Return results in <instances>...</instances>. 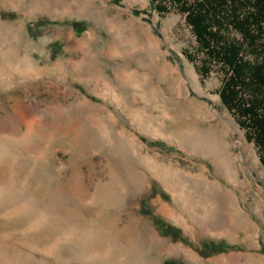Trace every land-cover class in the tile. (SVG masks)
I'll list each match as a JSON object with an SVG mask.
<instances>
[{"label": "rangeland", "instance_id": "obj_1", "mask_svg": "<svg viewBox=\"0 0 264 264\" xmlns=\"http://www.w3.org/2000/svg\"><path fill=\"white\" fill-rule=\"evenodd\" d=\"M151 0H0V264H264V164Z\"/></svg>", "mask_w": 264, "mask_h": 264}, {"label": "trees", "instance_id": "obj_2", "mask_svg": "<svg viewBox=\"0 0 264 264\" xmlns=\"http://www.w3.org/2000/svg\"><path fill=\"white\" fill-rule=\"evenodd\" d=\"M160 15L180 13L194 42L184 54L217 92L264 164V0H151Z\"/></svg>", "mask_w": 264, "mask_h": 264}]
</instances>
